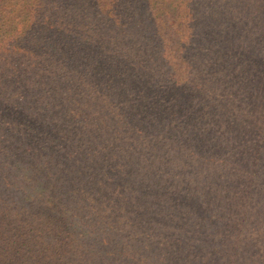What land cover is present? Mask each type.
I'll list each match as a JSON object with an SVG mask.
<instances>
[{"label":"trees","instance_id":"1","mask_svg":"<svg viewBox=\"0 0 264 264\" xmlns=\"http://www.w3.org/2000/svg\"><path fill=\"white\" fill-rule=\"evenodd\" d=\"M263 125L264 0H0V264L264 261Z\"/></svg>","mask_w":264,"mask_h":264},{"label":"rangeland","instance_id":"2","mask_svg":"<svg viewBox=\"0 0 264 264\" xmlns=\"http://www.w3.org/2000/svg\"><path fill=\"white\" fill-rule=\"evenodd\" d=\"M237 87V86H236ZM249 106V104H247L246 102H244V107L242 108V111L243 112H247V107ZM257 113L260 114L261 113V106L257 109ZM264 126V125H263ZM264 131V127L262 129ZM246 233L251 236V238H257L260 234V231L259 230H247ZM252 239L250 241H252ZM263 239H264V233H263ZM240 232H234L233 235H232V238H229V241L230 242H223L222 244H227V243H231V244H236V248H238L237 245H239V241H240ZM258 244L262 245V241H258ZM184 260L182 259L180 261V263H183ZM240 264H263L264 261L260 262V259L259 258H256L254 259L253 261H251L250 257L246 259H243L241 261H238ZM260 262V263H259Z\"/></svg>","mask_w":264,"mask_h":264}]
</instances>
